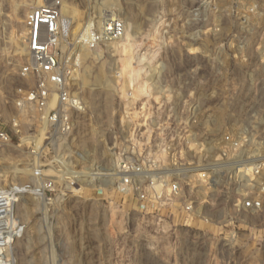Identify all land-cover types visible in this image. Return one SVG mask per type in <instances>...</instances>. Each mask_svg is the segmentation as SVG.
I'll list each match as a JSON object with an SVG mask.
<instances>
[{"label": "rangeland", "instance_id": "1", "mask_svg": "<svg viewBox=\"0 0 264 264\" xmlns=\"http://www.w3.org/2000/svg\"><path fill=\"white\" fill-rule=\"evenodd\" d=\"M50 1L0 0V114L8 127L20 118L24 18ZM191 1L102 0L100 8L122 19L124 35L91 48L83 32L94 0H61L70 42L63 61L83 111L73 113L60 151L66 165L40 166L16 135L0 151L1 188L36 185L40 166L64 193L45 205L19 196L16 264H264V202L259 212L238 211L242 186L234 180L192 189L194 215L153 211L149 198L140 207L133 184L118 193L111 181L121 159H136L152 143L157 125L183 120L187 110H195L197 144L217 135L264 149V0L217 8ZM73 171L83 176L80 196L64 192Z\"/></svg>", "mask_w": 264, "mask_h": 264}, {"label": "built area", "instance_id": "2", "mask_svg": "<svg viewBox=\"0 0 264 264\" xmlns=\"http://www.w3.org/2000/svg\"><path fill=\"white\" fill-rule=\"evenodd\" d=\"M186 1L182 0L183 4ZM198 1L197 8H217L226 2L236 4L238 0ZM101 4L102 0H94V7L85 16L87 24L83 36L91 48L118 41L124 35L120 16L100 8ZM24 25L27 61L19 75L25 83L16 89L14 100L20 118L12 120V126L8 127L0 114V151L11 147L16 135L19 145L25 144L32 153L37 152L40 166L66 165L60 151L74 130L73 113L82 112L83 106L71 90L63 61L70 42L69 26L62 21L61 0H51L29 11ZM194 115V109L187 110L183 120L167 119L157 125L159 132L136 159H121L111 178L117 182L116 191L123 193L127 184H133L140 207H144L149 198L153 211L163 209L194 215L192 189L217 190L225 176L242 186L241 194L236 193L238 211H261L264 149L217 135L212 136L209 143L197 144L190 132ZM50 154L52 157L48 158ZM40 166L32 172L36 185L0 187V264H16L12 250L24 231V225L15 215L19 196H34L45 205L64 195L62 187L56 185L57 180L45 175ZM82 178L80 171H73L64 192L80 196ZM142 183H147L144 190H140Z\"/></svg>", "mask_w": 264, "mask_h": 264}, {"label": "bare ground", "instance_id": "3", "mask_svg": "<svg viewBox=\"0 0 264 264\" xmlns=\"http://www.w3.org/2000/svg\"><path fill=\"white\" fill-rule=\"evenodd\" d=\"M43 4H44V3H43ZM81 36H82V35H81ZM81 36H80V37H81ZM72 57H74V56H72ZM103 173H104V172H103ZM22 210L24 211V209H23V208H22ZM23 248H24V249H26L27 247H25V245H24V247H23Z\"/></svg>", "mask_w": 264, "mask_h": 264}]
</instances>
